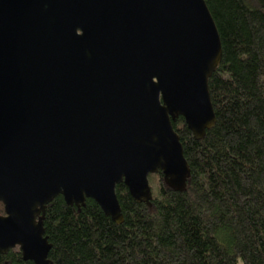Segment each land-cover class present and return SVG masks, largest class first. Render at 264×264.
<instances>
[{
    "label": "water",
    "instance_id": "obj_1",
    "mask_svg": "<svg viewBox=\"0 0 264 264\" xmlns=\"http://www.w3.org/2000/svg\"><path fill=\"white\" fill-rule=\"evenodd\" d=\"M222 59L206 0H0V255L54 264L44 218L60 195L123 224L118 185L148 207L150 175L185 191L173 122L196 140L214 127Z\"/></svg>",
    "mask_w": 264,
    "mask_h": 264
},
{
    "label": "trees",
    "instance_id": "obj_2",
    "mask_svg": "<svg viewBox=\"0 0 264 264\" xmlns=\"http://www.w3.org/2000/svg\"><path fill=\"white\" fill-rule=\"evenodd\" d=\"M206 1L223 44L209 80L217 122L202 140L182 117L173 122L191 169L186 190L150 175L148 207L118 185L123 224L93 199L79 209L56 197L44 218L54 264H264V0ZM6 262L34 264L18 248L0 255Z\"/></svg>",
    "mask_w": 264,
    "mask_h": 264
},
{
    "label": "rangeland",
    "instance_id": "obj_3",
    "mask_svg": "<svg viewBox=\"0 0 264 264\" xmlns=\"http://www.w3.org/2000/svg\"><path fill=\"white\" fill-rule=\"evenodd\" d=\"M149 180H150V185H151V187H152V189H153V193H154V189H155V185H154V181H152L150 178H149Z\"/></svg>",
    "mask_w": 264,
    "mask_h": 264
},
{
    "label": "flooded vegetation",
    "instance_id": "obj_4",
    "mask_svg": "<svg viewBox=\"0 0 264 264\" xmlns=\"http://www.w3.org/2000/svg\"><path fill=\"white\" fill-rule=\"evenodd\" d=\"M3 214H5V213H3Z\"/></svg>",
    "mask_w": 264,
    "mask_h": 264
}]
</instances>
